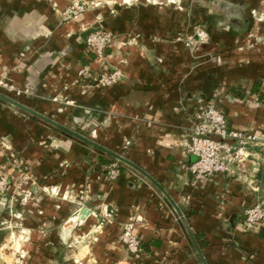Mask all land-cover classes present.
<instances>
[{"label": "crops", "instance_id": "obj_1", "mask_svg": "<svg viewBox=\"0 0 264 264\" xmlns=\"http://www.w3.org/2000/svg\"><path fill=\"white\" fill-rule=\"evenodd\" d=\"M85 1L100 6L67 21L72 0H0V79L23 93L1 92L59 125L0 99V175L11 180L0 224L33 237L29 264H264V224H244L264 199V146L248 147L257 192L224 175L196 181L185 146L212 101L231 129L264 137V0H217L223 11L210 0ZM200 23L208 39L191 47ZM95 29L114 35L104 62L87 48ZM84 66L91 78L79 79ZM115 68L120 82L96 86ZM116 155L130 164L111 181L101 157ZM20 169L28 200L15 193ZM132 220L140 259L121 242Z\"/></svg>", "mask_w": 264, "mask_h": 264}, {"label": "built area", "instance_id": "obj_2", "mask_svg": "<svg viewBox=\"0 0 264 264\" xmlns=\"http://www.w3.org/2000/svg\"><path fill=\"white\" fill-rule=\"evenodd\" d=\"M127 1L130 2L131 0ZM147 1L150 3L158 0ZM99 6V3L94 1L72 0L70 7L63 15L65 20L70 21ZM207 39L206 30L199 27L190 38V43H194L195 40L206 41ZM113 41L114 35L102 30H95L86 38L87 48L94 55L95 60L100 62L106 60L107 51ZM123 77V72L115 68L108 74L93 77V81L98 87H109L120 82ZM81 78H91L90 66H84L80 70L79 79ZM3 90L14 92L17 95L23 93L15 85L9 83L6 77L0 79V92ZM250 145L264 146V137L261 138L256 134L231 129L227 117L218 108L217 101H212L197 111L185 140L188 152L197 158V161L190 168L196 181L210 176L224 175L247 182L248 188L252 192H257L256 180L253 178L255 171L247 166L252 156L248 148ZM19 173L20 179L16 183V195L24 200L33 198V192L30 189L33 184L31 175L21 169ZM106 174L109 180H117L121 175L119 164L116 162L108 165ZM10 185V178L0 175V197L7 195ZM39 191L47 192L44 188ZM51 193L56 194V189H52ZM244 216L245 228L249 231H259L264 224V199L255 196L253 204L246 209ZM113 218L114 212L107 210L101 216L100 225L110 223ZM134 229L135 222L133 220L126 223L122 228L121 242L133 257L140 259L142 242L135 234Z\"/></svg>", "mask_w": 264, "mask_h": 264}, {"label": "rangeland", "instance_id": "obj_3", "mask_svg": "<svg viewBox=\"0 0 264 264\" xmlns=\"http://www.w3.org/2000/svg\"><path fill=\"white\" fill-rule=\"evenodd\" d=\"M121 1H123V0H121ZM210 1H211V4H210L211 7L210 8H213L216 6L217 9L219 8V9H222V11H223V10H225L226 7L229 6V4H228L229 2H222V4H220V1H217V0H214V1L210 0ZM224 3L228 6L225 7ZM231 7H234V6H231ZM243 10L244 9L240 10V8H239L238 13H240V12L244 13ZM226 12H229V11L226 10ZM199 27H202L203 29H205L204 24L200 23L198 25H195L193 28L194 31H193L191 36L194 35L195 31ZM191 36H190V38H191ZM131 41L135 42L136 39L131 40ZM192 44H189V45L191 47H194V43H192ZM5 157L8 161L9 157L8 156H5ZM2 176H5V175H2ZM19 199H20V201L22 200L21 198H19ZM19 218H21V217L19 216ZM66 224H68V223H66ZM67 227H68V225H67ZM0 228H1L0 240H2V242L0 243V264H29L28 263V257H29L28 256L29 255L28 249L29 248L27 247V245H29L30 243H33V237L28 233L27 230L24 229V227L22 226L21 223L10 224L9 222H3L2 224H0ZM6 235H8V237H6L7 240L3 241V239L5 238ZM66 237L67 236H65L64 239L68 240V238H66ZM69 237H71V236H69ZM31 254L32 253H30V255Z\"/></svg>", "mask_w": 264, "mask_h": 264}, {"label": "water", "instance_id": "obj_4", "mask_svg": "<svg viewBox=\"0 0 264 264\" xmlns=\"http://www.w3.org/2000/svg\"><path fill=\"white\" fill-rule=\"evenodd\" d=\"M95 30H96V29H95ZM95 30H91V31H89V32H88V35H89L90 33H92L93 31H95ZM0 99H2V100H4V101H6V102H8V103H10V104H12V105L18 107V108H21V109H23V110L28 111V112H30L32 115H34V116H36V117H38V118H40V119H42V120H44V121H47V122H50V123H52V124L57 125L56 123H54V122H52V121L46 119L45 117H43V116L40 115L39 113H33L30 109H28V108L25 107L24 105H21L20 103L14 101V100H12V99H10L9 97L3 95L1 92H0ZM57 126H59V125H57ZM92 144H93V143H92ZM93 145H94V144H93ZM115 158L118 159L120 162L130 164L128 161H126L124 158H122V157H120V156H117V155H116ZM177 210H178V209H177ZM178 212H179V214H180L181 217H182V221H183V222L185 223V225H186L187 222H186L185 218L183 217L182 213H181L179 210H178ZM82 213H83V217H82V218H85V216L90 215V211H89L88 209H84Z\"/></svg>", "mask_w": 264, "mask_h": 264}, {"label": "trees", "instance_id": "obj_5", "mask_svg": "<svg viewBox=\"0 0 264 264\" xmlns=\"http://www.w3.org/2000/svg\"><path fill=\"white\" fill-rule=\"evenodd\" d=\"M261 84H262V83H260V86H261ZM259 88H260V87H259ZM259 91H260V90H259ZM260 92H262V91H260ZM260 96H264V94L261 93ZM107 158H108V160H104V159L101 157L102 161H103L104 163H107L108 165L117 162V163L119 164V166H120V168H121V172H122V169H123L122 166L124 165L122 162L118 161L116 158H114V157H112V156H108Z\"/></svg>", "mask_w": 264, "mask_h": 264}]
</instances>
